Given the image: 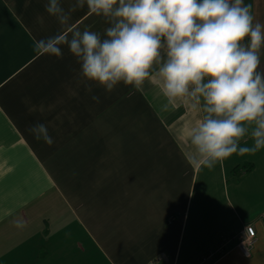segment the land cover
I'll list each match as a JSON object with an SVG mask.
<instances>
[{"label": "crops", "instance_id": "crops-1", "mask_svg": "<svg viewBox=\"0 0 264 264\" xmlns=\"http://www.w3.org/2000/svg\"><path fill=\"white\" fill-rule=\"evenodd\" d=\"M44 3L0 0V264H202L250 225V258L231 244L210 264H264V149L194 167L193 101L165 108L154 76L106 92L66 45L60 58L41 55L35 41L67 31ZM245 3L264 23V0ZM71 26L108 25L85 7ZM37 123L51 145L30 132ZM244 164L252 170L235 176Z\"/></svg>", "mask_w": 264, "mask_h": 264}, {"label": "clouds", "instance_id": "clouds-1", "mask_svg": "<svg viewBox=\"0 0 264 264\" xmlns=\"http://www.w3.org/2000/svg\"><path fill=\"white\" fill-rule=\"evenodd\" d=\"M62 2L45 0L44 9L67 31L35 41L34 50L60 58L66 45L83 80L109 93L154 76L165 108L191 99L202 113L188 132L194 167L264 149V23L245 0H70L67 9ZM85 7L104 18L103 33L71 26L72 13ZM30 132L53 143L43 123ZM246 135L252 145L240 146Z\"/></svg>", "mask_w": 264, "mask_h": 264}, {"label": "built area", "instance_id": "built-area-1", "mask_svg": "<svg viewBox=\"0 0 264 264\" xmlns=\"http://www.w3.org/2000/svg\"><path fill=\"white\" fill-rule=\"evenodd\" d=\"M256 243L257 236L254 227L251 225L246 226L239 234L224 239L218 248L206 253L202 257L201 263L210 264L228 254L231 244L234 245V248L237 249L242 256L250 258Z\"/></svg>", "mask_w": 264, "mask_h": 264}, {"label": "trees", "instance_id": "trees-1", "mask_svg": "<svg viewBox=\"0 0 264 264\" xmlns=\"http://www.w3.org/2000/svg\"><path fill=\"white\" fill-rule=\"evenodd\" d=\"M251 170H252L251 165L244 164L242 166L237 167L233 172L235 176L239 177L243 173L250 172Z\"/></svg>", "mask_w": 264, "mask_h": 264}]
</instances>
